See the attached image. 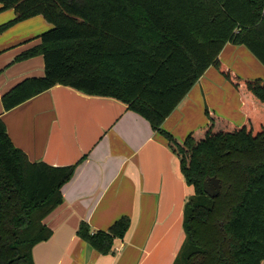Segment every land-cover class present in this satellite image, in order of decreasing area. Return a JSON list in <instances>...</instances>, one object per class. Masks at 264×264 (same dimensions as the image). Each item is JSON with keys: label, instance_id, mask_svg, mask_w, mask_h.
<instances>
[{"label": "trees", "instance_id": "trees-1", "mask_svg": "<svg viewBox=\"0 0 264 264\" xmlns=\"http://www.w3.org/2000/svg\"><path fill=\"white\" fill-rule=\"evenodd\" d=\"M14 18L0 34L41 16L52 29L17 60L42 56L44 76L21 81L1 97L4 111L56 85L120 101L167 141L193 188L183 209L184 240L173 264L264 261V80L237 76L219 55L245 47L264 66V0H0ZM213 67L238 93L245 119L235 125L208 110L207 123L184 141L161 129L205 71ZM81 161V160H80ZM79 161V162H80ZM31 163L0 119V264H34L33 250L52 231L43 223L62 202L78 163ZM220 183L215 198L203 182ZM130 226L105 231L80 222L76 236L100 255Z\"/></svg>", "mask_w": 264, "mask_h": 264}, {"label": "crops", "instance_id": "crops-1", "mask_svg": "<svg viewBox=\"0 0 264 264\" xmlns=\"http://www.w3.org/2000/svg\"><path fill=\"white\" fill-rule=\"evenodd\" d=\"M14 16L12 10L0 12V25ZM51 29L41 16H35L0 34V119L13 145L31 163L64 167L81 160L73 177L61 188V204L43 221L52 231L47 242L56 240L61 247L55 264H112L113 256L90 251L76 230L84 221L93 231H105L122 216L131 220L125 238L118 240L120 245L115 249L118 264H173L183 242L182 232L179 230L178 238L175 233L171 238L175 222L163 234L159 232L163 214L169 209L162 195L164 166L175 169L177 159L166 139L144 118L115 99L86 95L61 85L4 111V93L25 79L44 76L42 56L17 58L38 46L39 37ZM226 51L235 56L244 50L224 46L219 60L229 67L223 59ZM216 73L213 67L205 71L164 120L162 130L184 141L189 133L206 125V110L235 125L243 123L242 112L238 121L228 110L216 113L214 108H206L202 115V98L210 94L212 78L221 81ZM69 216H76L71 225ZM182 218L179 214L181 228Z\"/></svg>", "mask_w": 264, "mask_h": 264}, {"label": "rangeland", "instance_id": "rangeland-1", "mask_svg": "<svg viewBox=\"0 0 264 264\" xmlns=\"http://www.w3.org/2000/svg\"><path fill=\"white\" fill-rule=\"evenodd\" d=\"M241 48L242 50H244L243 51L244 54L241 51L240 52L237 51L235 56H233V54H231V52L229 51H226L224 53L223 59L227 65L229 64V68L237 76L244 78V79L264 78V66L261 65L246 48L242 46ZM213 72L216 73V69L213 68ZM216 74L219 80L221 81L216 82L212 78V82L214 84L212 85L211 92L209 94L210 96L208 95L209 98H207L208 96H204L202 98V102H201L202 115L204 114V109L206 108L207 109L214 108V111L216 113H219L220 111L226 112L228 110L230 113H232L233 117L235 118V121H238L240 112H242L240 111L241 109H240V101H239L238 94L236 90L220 76L219 73H216ZM241 119H242L241 120L242 122L244 119V116H242ZM159 135L163 137V135L161 134ZM173 157L177 159L174 155ZM164 174H165V176L163 177V187H164L163 190L164 191L162 195L165 198H167L166 201L169 204V209L167 210L165 214H163L164 216V222L162 224L163 226L161 228V231L160 232L158 231V232L163 234L164 231L168 229L169 227H171L172 224L175 222L176 226L171 232V238L174 233H175V236L178 238V234L180 230L182 232V241H183L184 233L180 225H178L177 219H178L179 214L183 216L184 205L187 199L193 195V188L186 184L185 179L180 173L178 160H177V163H175V169H173L172 167L166 164L164 166ZM176 202H177V206L175 205ZM75 217L76 216H69L70 220H69L68 225H71L73 223L72 221ZM127 217L129 218V216ZM129 220H131V218H129ZM132 222H134L133 219H132ZM85 223L88 224L87 222ZM124 238L125 236L123 237V239ZM119 245H120V242L118 240H115L113 242V247L110 253H108L107 255H100L97 252L96 253L100 256H113L114 260L112 264H114L115 262H116L115 264H118L119 262L118 253L119 252L115 249ZM89 250L93 251L92 249H89ZM59 252H61V247L58 246V244L56 243V240H53L50 243H48L47 241L41 242L38 245H36L35 250H33L34 264H55L57 260V254H59Z\"/></svg>", "mask_w": 264, "mask_h": 264}, {"label": "water", "instance_id": "water-1", "mask_svg": "<svg viewBox=\"0 0 264 264\" xmlns=\"http://www.w3.org/2000/svg\"><path fill=\"white\" fill-rule=\"evenodd\" d=\"M220 191V183L219 181L214 178H207L203 182V192L210 198H215Z\"/></svg>", "mask_w": 264, "mask_h": 264}]
</instances>
